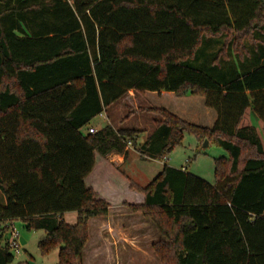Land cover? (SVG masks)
Returning <instances> with one entry per match:
<instances>
[{
	"label": "trees",
	"instance_id": "obj_1",
	"mask_svg": "<svg viewBox=\"0 0 264 264\" xmlns=\"http://www.w3.org/2000/svg\"><path fill=\"white\" fill-rule=\"evenodd\" d=\"M212 39V61L235 76L187 65ZM129 91L198 97L215 111L208 129L141 109L159 118L139 151L165 157L184 132L213 142L227 154L214 159L213 185L164 165L145 187L130 184L142 204L115 212L85 185L95 154L125 160L136 146L135 129L81 134ZM251 106L264 124L261 0H0V264L13 262L3 237L14 222L43 233L41 255L81 264L90 227L122 208L156 230L159 264H264V143L241 125Z\"/></svg>",
	"mask_w": 264,
	"mask_h": 264
},
{
	"label": "rangeland",
	"instance_id": "obj_2",
	"mask_svg": "<svg viewBox=\"0 0 264 264\" xmlns=\"http://www.w3.org/2000/svg\"><path fill=\"white\" fill-rule=\"evenodd\" d=\"M217 42V39L205 41L199 49V56L196 55L194 59L187 61V65L200 70L206 67L210 69L216 67L218 68L216 71L227 73L228 76H235L230 62L229 64L221 63L219 66L218 63L214 64V61H212L211 56L218 50V46L215 44ZM135 95L140 94L135 93ZM159 100L171 104V101L166 97H159ZM196 100L202 102L200 99ZM126 104L127 106L123 105L122 107H118L117 103L112 105L109 111L107 109V111L98 115L87 126L81 129V134L86 135L89 127L99 130L105 125L110 124L117 129H135L136 131H140L136 146H133L131 143L127 145L128 155L125 159V164L121 168H117V171L114 169L116 167L115 162L111 161L113 157L109 159L110 166L104 163L102 157L98 156L94 171L85 179L87 187H93L94 192L108 201L111 211L114 210L113 212H115V208L120 207L123 201L137 202L138 197L135 193L139 192L131 189L130 184L134 182V185L140 186L139 188L145 187L160 173L164 165L175 169H185L188 173L201 178L208 184H214V159L226 157L227 154L224 150L213 142H209L208 140H206L207 143H205V140L200 142L193 134L184 132L181 145L174 148L165 157L156 160L140 158V147L152 131L153 120L158 119L159 116L148 113L145 110L141 111V109L137 110L138 115L134 116L131 113L132 108H134L131 102L126 101ZM140 105L144 106L143 109H163L154 107L147 102H143ZM184 110L187 112L188 119L195 120L197 118L195 112H189L188 108H184ZM250 116L255 117L252 106L246 111L241 125L255 127L262 143H264V132H262L264 124L257 117V119L251 121ZM184 122L197 126L193 123ZM257 122L259 128H257ZM114 215L115 213L112 214V216ZM75 220L76 213H67L63 216V221L67 225H73ZM104 223L105 225H100L99 228L97 227L99 225L95 226L94 223L90 227L91 238L81 264H159L151 250V244L157 240L158 234L149 222L122 208L121 213L117 217H110ZM13 225L19 234L20 248L18 254L10 250V253L14 257L11 264L24 262L27 264H57V249L44 256L38 250V243L43 237L42 232H28L22 227L20 222H14ZM8 233L4 235L3 240L8 238Z\"/></svg>",
	"mask_w": 264,
	"mask_h": 264
},
{
	"label": "crops",
	"instance_id": "obj_3",
	"mask_svg": "<svg viewBox=\"0 0 264 264\" xmlns=\"http://www.w3.org/2000/svg\"><path fill=\"white\" fill-rule=\"evenodd\" d=\"M159 97L168 98L171 101V104L166 103V102H161L159 100ZM196 99H200L202 102H200L199 100H196ZM121 100L119 102H117L118 107H122L123 105L127 106L126 101L131 102V105L134 107V108H132L131 113L134 116L138 115L137 110L144 108V106L142 107V105H140V104H142L143 102H147L154 107L163 108V109L169 111L171 114L175 115L176 117H178V118H180L186 122L193 123L197 126L208 128V129H211L213 127V125L216 121V118H217L215 111H213L212 109L206 108L204 106L203 99L195 98V97H191V96L176 97L173 93H168V92H163V91H161L160 93L146 92L144 95H135L134 92L129 91L127 93V95L123 98V100L122 101ZM183 101H186V102H183ZM183 103H185V104L181 105ZM184 108H186V109L188 108L189 112H192V113L195 112L196 113L195 115H197L196 116L197 118L195 120L194 119H188L187 112L184 110ZM109 109H111V108H109ZM109 109H108V111H109ZM253 119H257L256 116L255 117L250 116V120L252 121ZM257 124H258V122H257ZM257 128H259V124H258ZM144 132H146V131H144ZM97 157H98V155L95 154V163L97 162ZM111 157H113V160H111V161L115 162L114 164L116 166V167H114V166H112V167H114V169L116 171L118 170L117 168H121L125 164V160H124L123 156L118 155V154H113V153H111L105 157H102L104 160V163L107 165H110L109 159ZM95 166H96V164L94 165L91 173L94 171ZM91 173L88 176H90ZM84 183H85V180H84ZM133 184H135V183L133 182ZM90 188L93 189V187H90ZM133 193H135V192H133ZM95 194L98 196L99 199H102L108 203V201L105 198L101 197L96 192H95ZM135 194L138 197L137 202H135V203H131V202H127V201H123V202L129 203V204H137V205L142 204L144 201V196L140 193H135ZM13 228H14V225H13ZM14 229L16 230V228H14Z\"/></svg>",
	"mask_w": 264,
	"mask_h": 264
},
{
	"label": "built area",
	"instance_id": "obj_4",
	"mask_svg": "<svg viewBox=\"0 0 264 264\" xmlns=\"http://www.w3.org/2000/svg\"><path fill=\"white\" fill-rule=\"evenodd\" d=\"M95 131H96L95 129L90 128L88 130V133L93 134ZM7 237L8 238H6V242H7L8 246H9L10 250H13L16 254H18L19 253V248H20L18 232L12 227V229L9 231Z\"/></svg>",
	"mask_w": 264,
	"mask_h": 264
},
{
	"label": "water",
	"instance_id": "obj_5",
	"mask_svg": "<svg viewBox=\"0 0 264 264\" xmlns=\"http://www.w3.org/2000/svg\"><path fill=\"white\" fill-rule=\"evenodd\" d=\"M262 4H264V0H261ZM205 143H207V141L205 140ZM2 248H4V244H2Z\"/></svg>",
	"mask_w": 264,
	"mask_h": 264
}]
</instances>
